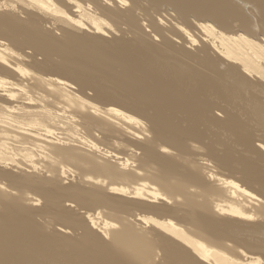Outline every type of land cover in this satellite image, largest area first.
Wrapping results in <instances>:
<instances>
[{"label": "bare ground", "instance_id": "1", "mask_svg": "<svg viewBox=\"0 0 264 264\" xmlns=\"http://www.w3.org/2000/svg\"><path fill=\"white\" fill-rule=\"evenodd\" d=\"M162 1L166 2V0ZM176 1L174 0V2ZM128 2L130 1L0 0V179L6 178L11 188L19 190L18 194L12 193L0 183V254L6 250L10 240L21 234L20 231L27 218H23V220L18 218L19 213L24 210L31 212L34 209L31 206L39 200L35 198L34 193L39 194V197L46 198L49 195L50 183L54 184L53 186L57 189L61 188L59 181L64 178L60 179L61 174L70 173L67 166L62 165L61 167L60 165L63 163L66 165L68 162L69 164L73 163L74 168L77 166L78 169L87 171V175L90 174L88 171H93L97 174L108 175L111 179L112 183L108 189L106 188V191L111 194L113 200H108L105 197V189H102L104 182L98 177L99 174L95 178L89 177L90 179L87 180L88 176L82 170L83 176H87H85V182L88 181L87 183L91 186L97 184L98 189L97 187L92 189L90 185H86L91 189L85 192L83 190L85 188L77 189V185L62 187L64 195L71 199L75 198V200L89 204L87 206L108 208L107 215L110 220L100 218L102 220L99 221L98 218L97 221L92 217L91 221L96 226L101 223L100 227H95L110 235L109 241L102 246V248L106 246L104 250L110 255L109 264H165L164 261L154 260V257L158 254L160 257V252L166 253L164 244L159 247V243L161 245L160 239L171 240L173 237L169 235L192 244L190 246L197 251L202 257L201 259L209 264H263L260 257L257 258L258 256H251L252 258L249 256L251 259L245 257L244 260L237 261V259H233V256L230 258L231 256L226 253L225 255L224 250L215 249L217 247L201 243L194 244L183 230V223L189 221V225L192 223V226L195 225L197 228L194 227L196 229L194 231H202L204 235L202 227L214 228L211 223L215 226L218 225L215 222V219L219 218L215 216L218 211L223 212L222 214L232 213L248 217L249 220L254 216L251 220L255 219V215L252 213L256 208L255 203L257 202L258 205V200L263 199L256 191L241 189L240 185L233 181L216 178L221 184V186H217L214 182L208 183L207 181L210 180L199 170L195 169L193 173L185 174L178 171L177 165L179 163L185 165V154L190 149L188 142L185 141V132L200 139H206L207 134L204 130L195 127V123L190 127H185V117H180L183 114L179 116L177 111H184L185 104H187V110L195 114L200 110L197 109L200 100L188 102L185 100V102L183 100L185 98H180L178 94L181 92L175 93V90L172 88V91L166 82L167 85L164 86L165 84L162 83L164 79L160 82L159 76L157 81V76L147 72L142 73L140 67L142 62L139 59L137 61L135 57L120 54L116 57L117 66L112 69L111 76L118 79L122 88H126V91L129 90V92L127 91L128 94L130 93L128 104L132 99L135 103L146 106L151 111L148 117L153 130L152 140L147 142L144 147H141L136 141H132L135 148L136 146L140 147L141 153L137 156V153L134 152L133 158H124L111 154L106 149L103 151V148L101 150L93 142L77 137L79 126L90 130V134L93 130L94 132L98 130L100 134L102 132V135L109 134L113 126L121 127L124 129L122 137L134 140H137L140 135L133 134L130 130L131 127L141 132L140 134L145 131L147 123L135 116L133 110L128 114L116 107L104 108L93 100L95 97L87 99V97L81 96L83 94V79L80 78V72L87 67V63L91 62L107 67L112 62L110 54L104 50L102 38L90 35L86 31L90 28L96 34L106 32L100 23V16H95L94 12L100 11L115 22H119L124 15V21L134 23L128 24L135 31L141 32L139 18L134 14V9L138 6L135 3L139 0H133L134 3L130 2L131 4ZM65 3L70 4L76 17L71 16L61 7ZM229 3L230 0H180L175 3V7L180 9L179 12L182 15L185 14V11H191L205 20L211 21L197 22L198 24L195 25L202 31L200 35H205V37H201L199 46L201 51L208 52L207 48L210 44H214L220 55L236 63H228V66L230 64V67L235 70L241 68L246 76L252 78L251 81H264V27L260 25L256 29L255 26H251L253 27L251 29L250 26L248 27L251 23L248 24L245 16L240 14L235 17L229 16L235 18L234 20L237 18L242 20L239 25L240 30L239 28V31L236 29V32L227 30L226 28H230L232 20L229 17L225 18L223 11L231 9ZM138 4H142V2ZM231 11L229 10L226 14H233L234 10ZM21 13H24L25 16L21 17L19 15ZM235 13L237 15L240 12ZM83 20H88L96 26L88 27ZM50 22L52 28L46 27ZM153 28L155 31L162 30L161 26L156 23L153 24ZM54 30H59L60 33L55 34ZM189 37L191 43H195V38ZM162 78L164 77L162 76ZM253 87H259L264 91V83L253 85ZM201 102L203 101H200V105ZM153 104L155 106L161 104L162 107L166 105L167 112L164 111L165 107H163L164 110L159 106H156L155 109ZM219 104L217 105L219 108L225 105L223 102L221 105ZM204 105L209 104L206 102ZM103 108L104 111H102ZM138 111L147 116L144 109L139 107ZM223 112L226 113L225 110ZM144 119L146 120L147 117ZM186 120L189 119L186 117ZM261 140V145L256 146V150H253L256 157L257 152L264 157V136H261ZM158 146L175 149L180 156L169 155L166 161H163L165 158L158 160L156 153ZM17 155H21L20 159ZM109 157L116 158L114 160H118L119 165L112 164ZM134 163L137 164L139 170L141 167L142 171L146 169V172L141 173H145L143 177L148 176L151 182L146 179V181L135 184L134 187H131L132 185L126 187L121 184L124 181L135 180L136 177L142 179V176L135 171H127L131 165H135ZM8 168L18 170V174L12 175L7 170ZM43 168L46 171H51L55 176L47 178L44 173L38 172ZM78 169L75 168V170ZM75 170L70 171L71 174ZM121 170L126 171L122 173ZM208 176L214 178L212 174ZM138 178V181L141 180ZM84 180L82 181L84 182ZM79 182L81 183V180ZM130 183L132 182L129 181ZM85 184L83 185L85 186ZM28 189L35 191H30L33 193V198L31 195L29 197L30 192L26 191ZM218 195H225L227 202L229 201L231 204H228V207L223 206L222 204L226 203L224 198L222 199L224 203L219 201L221 204L217 202L213 205L214 199L211 198ZM241 195L246 196L254 203H252L253 205L247 204V206L255 205L253 211L249 206L252 212L245 211L246 207L245 209L243 207L245 203H241L244 210L238 205L240 202L238 197ZM179 197H182L181 201H178ZM124 201L131 203L133 208L124 210ZM53 202H56L54 196L49 199L48 206H52ZM84 203L83 205H86ZM258 208L264 215V204L259 203ZM214 210L215 213L212 212ZM211 213L215 214V219L210 217ZM257 213L260 216L261 213ZM129 216H132L133 219H130ZM14 218H18V220L16 219L17 221L11 224L7 223V219L13 220ZM177 219L183 223L180 224L176 221ZM224 222H229V220ZM234 223L236 222H232V224ZM247 224L251 223L248 221ZM155 228L160 229L163 233L160 234V231L157 229L158 232ZM152 230L153 232L157 231L159 236L157 234L152 236ZM216 242L223 243L222 241ZM262 245L264 247V244ZM174 251H177L179 255L176 254L172 257L174 259L166 264H205L199 259L196 262V259H193L192 251L190 252L188 248H185V252L178 251V249H174Z\"/></svg>", "mask_w": 264, "mask_h": 264}, {"label": "rangeland", "instance_id": "2", "mask_svg": "<svg viewBox=\"0 0 264 264\" xmlns=\"http://www.w3.org/2000/svg\"><path fill=\"white\" fill-rule=\"evenodd\" d=\"M129 1L133 2V0ZM159 1L162 3H159ZM159 1L139 0L143 5L138 4L139 2L135 3L138 6L135 7L134 14L139 18L141 32H137L131 28L129 24L134 23L127 20L126 23L124 21V15L119 22H115L109 16L100 11L94 12L96 13L94 14L95 16H100V23L106 32L96 34L92 29L90 30V28L86 29V31H88L90 35L100 36L102 38L104 41V50L110 54L112 62L107 67L88 62L87 67L83 68L80 72V78L83 79V94H80L82 97L85 96L84 98L87 97V99L95 97L93 100L104 108L116 107L120 111H126L128 114L133 110L135 116L143 119L147 123L145 131L140 134L141 132L134 127H131L130 130L133 134L140 135L137 140H134L129 137H122L121 134L124 129L121 127L113 126L112 130L109 131V134L106 133L102 135V132L100 134L98 130H96V132L93 130L92 132L94 133L91 132L90 134V130L79 126V129L77 130L78 133H76L77 137L82 140L93 142L101 148V150L103 148V151L106 149L109 153L124 158H133L134 152L137 153V156L141 153V150H139L140 147L136 146L135 148L132 145V141H136L141 147H144L147 142L152 140L153 130L149 123L150 118L148 117L151 114V111L146 106L135 103L132 99L131 103L128 104L130 101V93L128 94L127 91L129 92V90L127 89L126 91V88H122L123 86L120 85L118 79L111 76L112 69L117 66L116 57L120 54L135 57L137 61L139 59L142 62L140 65L142 73L147 72L153 76H157V81L160 77V82L164 79V82H162L165 84L164 86L168 83V87L170 86L169 88L171 90L173 88L175 93L181 92L184 97H181V93L178 94L180 98H185L183 99L184 101L200 100L203 101L204 104L207 102L209 105H202L203 102H201L200 105L199 101L197 109L200 110L195 114L187 110V104H185V113L183 110H181L183 113L177 111L179 116L183 114L180 117H185V127H190V125L192 126V124L195 123V127L204 130L207 134L206 139H200L197 136L194 137L191 136L190 133L185 132V141L188 142L190 149L187 151L188 153L185 154V165L181 163L177 165L178 171L185 174L193 173L195 169L199 170L210 180L207 181L208 183L214 182L217 186H221V184L216 178L233 181L240 185L241 189L244 188L248 191H256L263 199L258 200V205L256 204L257 202L255 203V208V205L252 206L254 204L252 200L247 199L246 196L241 195L242 197H238L240 200L238 205L242 207V204L245 203V206L243 205L244 209L246 207L245 211H253V208H255L253 212L251 211L253 215H255V219L251 220V218L254 217L252 216L250 217L251 221L248 217H241L232 213L222 214L223 212H219L215 208L218 212L215 210L212 212H216V215H214L219 218L215 219L213 213H211L213 216L209 215L215 219V222H217L218 225L215 226L211 223L214 228L207 226L202 227L204 235L202 234V231H194L197 228L195 225L192 226V223L189 225V221H187V223H185L186 221L184 223L182 221L183 230L188 234L190 241L192 243L194 242V244L201 243L211 247L213 246L214 248L217 247L215 249L224 250V254L226 253L231 256L230 258L233 256V259L235 258L234 260L237 259V261H242L245 257L251 259L253 256H258L257 258L260 257L259 259H261L264 264V247L262 245L264 244V215H262L263 213L260 212L259 208L257 209L259 203L264 204V196H261L264 195V157L262 154L260 156L259 152H257L256 157V154H254L253 151L256 150V146L259 147L261 145V136H264V91L259 87H253V85L263 84L264 81H251L252 78L246 76L241 68L235 70L230 67V64L228 66V63H236L227 59L225 56L220 55L216 51V45L214 44H210L209 48H207L209 50L208 52H203L199 49L201 37H205V35H200L202 31L197 29L195 25L198 24L197 22H208L210 21L209 19L205 20V18L201 16L199 17L196 13L191 11H185V14L182 15V13L179 12L180 9L175 7V3L180 0H175L176 2H174V0H166V2H163L162 0ZM168 1L170 2L168 3ZM229 4L231 5V9L229 10L234 11L233 14H226L229 10L223 11L225 18L231 15L232 17H235L242 14L241 16H245L246 22H248V24L251 23L248 25L251 29H253L254 26L258 29L260 25L264 27V0H230ZM61 7H63L71 16L76 17L70 4L68 5L65 3ZM120 10L123 11L122 8H120ZM235 12L240 13H237L236 15ZM19 15L21 17L25 16L24 13ZM232 17L229 18L234 22H231L230 28L227 27L226 29L231 32H236L242 20L236 17V20H238L236 21L234 20L235 18ZM83 22L85 25L87 24L88 27L96 26L94 24L92 25L88 20H83ZM154 23L160 25L162 30L155 31L153 28ZM47 25L48 26L46 27L52 28L51 22L50 24L47 23ZM58 31L59 30H54L55 34L60 33V31ZM189 36L195 38V43H191ZM54 73L60 74L61 72ZM162 76L164 78H162ZM221 102L225 105L220 108L217 107L218 104L221 105ZM153 106L156 109L157 105L155 106L153 104ZM139 107L146 111L147 116L138 111ZM160 107L163 110V107H165L164 111L167 112L166 105L162 107L160 104L159 108ZM104 108L102 111H104ZM223 110H225L226 113H224ZM146 117L147 119L145 120L144 118ZM186 117L189 120H186ZM196 118H198V120H196ZM250 144L252 145L250 146ZM156 153L158 155V160L165 158L163 161H166L167 156L169 155L172 157L180 156L175 149L169 147L158 146V148L156 147ZM17 157L20 159L21 155H17ZM114 159L116 158L109 157V161L112 164L119 165V161L117 160V162ZM67 163L66 165H64L65 163L60 165L61 167L62 165L67 166L69 169L68 172L70 173L64 174L65 172H61L60 179L63 177L65 179L63 178L64 180L61 179L62 181H59V183L61 182L60 189L55 188L53 186L54 184L50 183L49 195L46 198L39 197V194L32 191V189H28L29 191L26 190L27 193L30 191L36 193H34V196L36 195L35 198L39 199L37 201L38 203L34 200L36 205L34 204L31 206L34 207L31 212L24 210L19 213L18 218H21L22 220L23 218H27V220L25 222L23 221L24 227L20 231L21 234L10 240L7 244L6 250L0 254V264H109L110 255L104 250L106 246L104 248H102V246L109 241L110 235L106 232L104 233L100 228H96L101 223H98L99 225L96 226L91 221L92 217L97 221L98 218L99 221L104 218L110 220L109 215H107L109 210L103 206H87L89 204L84 202L83 203L86 205H83L82 202L75 200V198L71 199L64 195L62 190L63 186L68 185L69 187H75L77 185V189H80L81 187L82 189L85 188L83 189L85 192H87L88 189H95L94 187L98 186L97 184L96 186H91L87 183L88 181L85 182L86 180L84 179L87 175V171L80 168V171H78L79 169L76 165L75 168L78 170H75L73 163H68L69 165ZM136 163H134V166L131 165V168L133 169L130 168L127 171H135L142 176L143 180L140 177H136V179H134L137 182L135 180H128L124 181L125 183H121L122 185L126 187L132 185L131 187H134L142 181H146V179L148 182H151V179L148 178V176L143 177L145 173H141L146 172V169L142 171L143 169L141 167L139 170ZM43 169H39L38 172L41 174L44 173V176L47 178H53L55 176V174L48 169V171ZM7 170L10 171L12 175L18 174V170L11 168H8ZM73 170H75L76 173L74 171L71 174L70 171ZM82 170L86 174L85 176H83L84 173H82ZM121 171L122 173H125L126 170ZM79 172L80 174L78 175ZM88 173L90 174L87 175L88 177L86 176L88 178L87 180L90 179L89 177L95 178L96 175L99 174L93 171H88ZM100 174L98 177L104 182L102 189H105V197L108 200H113L111 194H108L106 191V188L108 189L111 185L110 183H112L110 182L111 179L108 175H106V177L105 174ZM210 174H212L214 178L209 177L208 175ZM66 175L69 176L67 177ZM137 178L141 180L138 181ZM80 180L81 183L79 182ZM82 180H84V182ZM129 181L132 183L129 184ZM0 183L5 185L4 187H7L12 193H19V190L11 188L9 181L6 178L0 179ZM83 184H85V186L90 185L91 188H87V186L85 187ZM151 185L154 186L152 183ZM98 188L99 187H97V189ZM30 195L31 198L34 197L31 192L29 197ZM53 196L55 197L56 202H53L52 206H48V201ZM212 197L213 198L211 199H214L215 201H212V204L214 203L213 205H215V203L217 204L219 201L221 203H224L225 201L226 203L222 204L225 207H228L231 204L229 201V203L227 202L225 195ZM177 199H179L178 201H181L182 197ZM222 199H224V201H222ZM243 200H248L249 202H241ZM261 201L263 202L261 203ZM220 202L218 204H221ZM124 203V210L133 208L131 203L127 201H124ZM250 203L253 204L247 206V204ZM249 206L251 210L249 209ZM257 212L261 213L260 216ZM18 218L16 219L18 220ZM100 218L102 219L100 220ZM129 218L133 219L132 216H129ZM16 219H7V223L11 224L14 221H17ZM225 219L229 220V222H224L227 221ZM176 221L182 224L178 219ZM248 221L252 225H248ZM232 222L236 223L232 224ZM194 227L196 229H194ZM147 228L149 227L147 226ZM155 229L157 230L158 228ZM158 230L160 231V229ZM157 231L153 232L152 230L153 234L151 233V235L153 236L154 234H157L159 232ZM161 232L162 231L159 233L162 234L163 232ZM258 233L260 234L258 235ZM169 236L174 239L172 238L171 240L168 239L166 241L160 239V241H162L161 245L159 243V247H162L164 244L166 253L163 254L159 251V257V252L157 251L158 255L154 257V260L156 259L158 262L164 261L165 264L170 263L174 259L172 257L178 254L174 249L185 252V248H188L190 252L192 251L191 253L194 255L193 259H196V262H198V259L203 263L205 262L201 259L202 257L197 251L190 246L192 244L172 235ZM216 241H222L223 243L220 244ZM252 241L254 242L252 243ZM252 245H255V247ZM249 256L252 257L250 258ZM205 264H209V262H205Z\"/></svg>", "mask_w": 264, "mask_h": 264}]
</instances>
